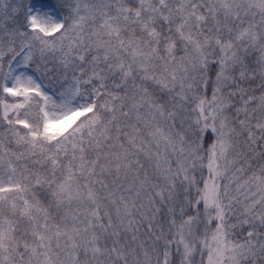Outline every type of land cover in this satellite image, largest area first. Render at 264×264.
Listing matches in <instances>:
<instances>
[{"label": "snow or ice", "instance_id": "obj_1", "mask_svg": "<svg viewBox=\"0 0 264 264\" xmlns=\"http://www.w3.org/2000/svg\"><path fill=\"white\" fill-rule=\"evenodd\" d=\"M0 264H264V0H0Z\"/></svg>", "mask_w": 264, "mask_h": 264}]
</instances>
